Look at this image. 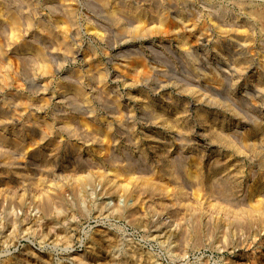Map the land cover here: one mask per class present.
Here are the masks:
<instances>
[{"label": "rangeland", "instance_id": "374dc122", "mask_svg": "<svg viewBox=\"0 0 264 264\" xmlns=\"http://www.w3.org/2000/svg\"><path fill=\"white\" fill-rule=\"evenodd\" d=\"M253 9L0 0V264H264Z\"/></svg>", "mask_w": 264, "mask_h": 264}, {"label": "bare ground", "instance_id": "6f19581e", "mask_svg": "<svg viewBox=\"0 0 264 264\" xmlns=\"http://www.w3.org/2000/svg\"><path fill=\"white\" fill-rule=\"evenodd\" d=\"M253 10H255L254 11V15H256V17H257V21L258 20H260V23L261 24H263L264 25V9H253ZM14 12V11H13ZM10 13H12V12H10ZM14 14H17V13H13V15ZM11 15V14H10ZM9 15V16H10ZM12 15V17H14V16H16V15H14L13 16ZM18 16V15H17ZM16 18H18V17H16ZM11 21V20H10ZM12 21H13V19H12ZM16 22H18V19H16ZM259 22V21H258ZM19 23V22H18ZM15 24V23H14ZM17 25H19V24H17ZM41 54V53H40ZM246 63H247V61H246V59L245 58H241V59H239V61H238V66L240 67V68H242V69H245L246 68ZM257 82L259 83V86H260V88L261 89H263L264 90V78L263 77H261V78H258V80H257ZM254 133H252V135L250 134L249 135V141H251L254 145H256V142H255V140H254V138H253V135L254 134H258V136H260V137H262L263 139H264V127L261 125V124H258V125H256V127L254 128V131H253ZM217 161H219L218 159L215 161V162H217ZM220 164H221V162H220ZM214 165V164H213ZM214 166H216V165H214ZM218 166H219V164H218ZM220 168H221V165L219 166ZM218 168V167H217ZM217 168H216V171H217ZM214 169V168H213ZM219 170V169H218ZM215 171V170H214ZM214 173V172H213ZM216 173H218V172H216ZM211 175H213V174H211ZM219 176H220V174H219ZM212 177V176H211ZM210 176L208 177V178H211ZM213 177H214V175H213ZM217 177H218V175H217ZM217 177H216V179H217ZM207 178V179H208ZM220 178V177H219ZM214 180H215V178H214ZM207 181V180H206ZM217 181H219V180H217ZM216 181V182H217ZM210 182V181H209ZM212 182H215V181H212ZM211 182V183H212ZM206 184H209L208 183V181H207V183ZM213 184V183H212ZM211 185V184H210ZM224 189V188H223ZM225 189H227V187L225 188Z\"/></svg>", "mask_w": 264, "mask_h": 264}]
</instances>
